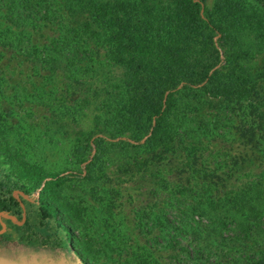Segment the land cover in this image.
Listing matches in <instances>:
<instances>
[{
  "label": "trees",
  "instance_id": "16d2710c",
  "mask_svg": "<svg viewBox=\"0 0 264 264\" xmlns=\"http://www.w3.org/2000/svg\"><path fill=\"white\" fill-rule=\"evenodd\" d=\"M11 2L13 26L25 35L26 29L18 24L29 17L20 11L26 5ZM56 3L76 25L74 32L101 47L109 64L120 70L119 83L113 85L118 91L109 95L107 109L96 117L93 131L83 134L69 127L70 132L83 136L87 143L113 142L130 146L136 153H181L178 163L186 171L175 173L178 187L165 193L166 207L177 215L170 219L168 211L165 216L162 212L154 222L140 224L150 229L139 228L137 233L151 236L158 228L154 236L167 250H174L175 244L180 246L175 230L181 242L187 240L181 234L189 232L193 256L207 264H264V165L255 172H247L249 166L244 165L247 173L237 175L234 170L240 169L243 159L232 157L230 173L222 181L196 164L194 144L186 141V132L192 129L185 126L189 117L203 116L207 110L216 122L221 117L216 110L222 108L238 116L240 129L254 135L250 148L264 151V102L251 103L257 99L258 81L247 65L254 59V50L264 48V0H213L211 7L206 0H34L29 6L40 10ZM3 26L0 20L4 33ZM4 29L13 34L7 26ZM13 41L2 37L0 47L27 58ZM56 60L47 70H60L64 76L66 64ZM96 152L101 162L107 151ZM83 177L86 184L98 178L91 170ZM12 190L7 178L0 182V191L13 202ZM39 211L42 219L56 213L46 201H41ZM81 212L85 211L71 206L62 215L71 225ZM148 241L135 239L121 248L117 264H162ZM187 258L176 257L167 264H185Z\"/></svg>",
  "mask_w": 264,
  "mask_h": 264
},
{
  "label": "rangeland",
  "instance_id": "374dc122",
  "mask_svg": "<svg viewBox=\"0 0 264 264\" xmlns=\"http://www.w3.org/2000/svg\"><path fill=\"white\" fill-rule=\"evenodd\" d=\"M11 1L26 5L20 11L29 17L18 24L26 29L25 35H19L13 26ZM29 1L34 0H0V20L4 23L0 38L14 40L16 48L27 55L23 58L0 47V182L8 179L13 185V202H19L26 213L24 235L18 237L33 243L67 244L71 234L74 248L87 264H117L120 249L135 239L149 240L150 251L162 264L184 255L188 257L185 264H207L193 256L196 253L191 252L189 232L181 234L187 239L181 242L175 230V241L182 248L175 244L174 250H167L154 236L158 228L151 236L137 233L139 228L150 229L140 224L154 222L162 212L165 216L168 211L170 219L177 215L166 207L165 193L178 187L176 174L186 171L178 163L181 153H136L130 146L113 142L87 143L83 136L70 132L69 127L83 134L93 131L96 117L107 109L109 95L118 91L113 85L119 83L120 70L109 64L101 47L74 32L76 25L58 3L37 10L29 6ZM212 2L206 0V5L211 7ZM5 26L13 34L6 32ZM253 53L254 59L247 65L258 81L257 99L251 102L254 105L264 102V48ZM54 57L66 64L64 76L60 70H47ZM39 65L42 68L35 71ZM215 107L212 104L213 110ZM221 109L216 110L221 112L216 122L207 110L203 116L189 117L185 126L192 129L186 132V141L194 144L196 164L225 181L230 158L243 159L245 164L242 161L240 169L234 170L241 175L264 165V151L250 148L254 135L249 129H240L237 115ZM230 121L233 129L228 127ZM100 148L107 152L98 162L96 151ZM244 165L249 166L247 172ZM88 170L98 178L86 184L83 176ZM0 201L14 207L1 191ZM41 201L55 209L53 218H41ZM71 206L85 212L70 225L62 213ZM179 220L176 218L178 224Z\"/></svg>",
  "mask_w": 264,
  "mask_h": 264
},
{
  "label": "water",
  "instance_id": "95a60500",
  "mask_svg": "<svg viewBox=\"0 0 264 264\" xmlns=\"http://www.w3.org/2000/svg\"><path fill=\"white\" fill-rule=\"evenodd\" d=\"M13 220L5 212L0 218ZM0 264H87L72 246L67 244L32 243L12 236L4 238L5 225L0 221Z\"/></svg>",
  "mask_w": 264,
  "mask_h": 264
},
{
  "label": "flooded vegetation",
  "instance_id": "af4514ba",
  "mask_svg": "<svg viewBox=\"0 0 264 264\" xmlns=\"http://www.w3.org/2000/svg\"><path fill=\"white\" fill-rule=\"evenodd\" d=\"M12 207L10 204L4 201H0V212H5L8 216H11L13 220L8 218H0V221L5 225V231L2 234L4 238L24 235V225L26 222V213L19 202H15ZM1 229V225H0ZM32 240L29 239V242ZM33 243V242H32Z\"/></svg>",
  "mask_w": 264,
  "mask_h": 264
}]
</instances>
